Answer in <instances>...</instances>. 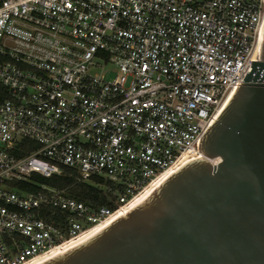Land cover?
I'll use <instances>...</instances> for the list:
<instances>
[{
    "label": "built area",
    "instance_id": "built-area-1",
    "mask_svg": "<svg viewBox=\"0 0 264 264\" xmlns=\"http://www.w3.org/2000/svg\"><path fill=\"white\" fill-rule=\"evenodd\" d=\"M263 36L264 0H0V264L34 263L203 157ZM67 169L111 205L32 179Z\"/></svg>",
    "mask_w": 264,
    "mask_h": 264
},
{
    "label": "water",
    "instance_id": "water-1",
    "mask_svg": "<svg viewBox=\"0 0 264 264\" xmlns=\"http://www.w3.org/2000/svg\"><path fill=\"white\" fill-rule=\"evenodd\" d=\"M204 131L203 157L181 164L114 220L37 264H264V36Z\"/></svg>",
    "mask_w": 264,
    "mask_h": 264
},
{
    "label": "trees",
    "instance_id": "trees-1",
    "mask_svg": "<svg viewBox=\"0 0 264 264\" xmlns=\"http://www.w3.org/2000/svg\"><path fill=\"white\" fill-rule=\"evenodd\" d=\"M10 97L9 91L0 85V101L7 100ZM29 144H31L29 141L23 142V145L25 146ZM21 155H23V153H21ZM32 179L37 183L46 184L64 190L69 197H73L93 206L111 205L100 187L92 182L78 181L71 169H67L64 175H56L51 178L34 175ZM16 185L27 191H35L37 189V187L31 182H19L16 183Z\"/></svg>",
    "mask_w": 264,
    "mask_h": 264
},
{
    "label": "bare ground",
    "instance_id": "bare-ground-1",
    "mask_svg": "<svg viewBox=\"0 0 264 264\" xmlns=\"http://www.w3.org/2000/svg\"><path fill=\"white\" fill-rule=\"evenodd\" d=\"M194 156H197L196 154H192V153H188L186 154L180 161H178L177 164H175L171 169L167 170L166 172H164L158 179L154 180L150 186H148V188H146L137 198H135L129 205L125 206L123 208L122 211H120V213L117 215V217L119 215H121L122 213H124L126 210H128L130 207H132L137 201H139L144 195H146L151 189H153L156 185H158L160 182H162L164 179H166L170 174H172L181 164L185 163L186 161H188L189 159L193 158ZM116 218V217H115ZM114 218V219H115ZM112 219V220H114ZM112 220H110L109 222H111ZM108 222V223H109ZM106 223V224H108ZM106 224L103 225H98L95 228H93L92 230H90L89 232H86L84 234H82L81 236L65 243L63 246L52 250L50 252H48L47 254H44L42 256H40L34 263L32 264H37L59 252H64L66 250H68L69 248L73 247L74 245L78 244L79 242L83 241L84 239H86L87 237H89L90 235H92L93 233H95L96 231H98L99 229H101L103 226H105Z\"/></svg>",
    "mask_w": 264,
    "mask_h": 264
},
{
    "label": "rangeland",
    "instance_id": "rangeland-1",
    "mask_svg": "<svg viewBox=\"0 0 264 264\" xmlns=\"http://www.w3.org/2000/svg\"><path fill=\"white\" fill-rule=\"evenodd\" d=\"M108 69L111 72H119V69L116 66H114V65H109Z\"/></svg>",
    "mask_w": 264,
    "mask_h": 264
}]
</instances>
